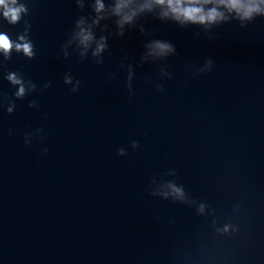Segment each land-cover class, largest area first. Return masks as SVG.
Returning <instances> with one entry per match:
<instances>
[{"label": "water", "instance_id": "obj_1", "mask_svg": "<svg viewBox=\"0 0 264 264\" xmlns=\"http://www.w3.org/2000/svg\"><path fill=\"white\" fill-rule=\"evenodd\" d=\"M6 2L26 11L0 5V264H264V0H200L204 23Z\"/></svg>", "mask_w": 264, "mask_h": 264}, {"label": "clouds", "instance_id": "obj_2", "mask_svg": "<svg viewBox=\"0 0 264 264\" xmlns=\"http://www.w3.org/2000/svg\"><path fill=\"white\" fill-rule=\"evenodd\" d=\"M130 0H118L114 12L116 14H121L123 12V9L127 8L129 5ZM204 3H209L211 0H203ZM220 3L226 4L227 7L230 9H236L237 11H240L242 8L244 10V14L250 15L253 11H259V8L254 5H248L244 6L241 4V0H219ZM12 5H15L16 0H11ZM155 3L164 5L167 3V7L169 11L174 14V16L177 19L183 18L185 21H192V22H211L215 21L217 18L220 17V13L217 12L216 8L213 7L207 12H205L204 8L202 6H197L200 4V0H155ZM0 5H3L5 7L4 16L8 19L10 23H16L20 19V14L23 11H26L25 7L23 5L13 7L10 6L6 0H0ZM144 7H150V5H142L141 10ZM104 8L103 3L101 0H96V11L100 12ZM136 9H132L129 13H124L122 15L121 23L131 21L132 17L136 14ZM168 13L165 12V15ZM84 23L83 20L78 22V25H82ZM95 23V21H94ZM78 36L80 38V42L87 46L88 42H90L93 37L90 30L85 29L83 27L80 28V31L78 33ZM21 40L24 39V37H20ZM103 39V38H102ZM13 44L8 38L7 35L0 33V50H3L4 53L7 55L10 50L12 49ZM104 47L103 43H98L96 48V53L98 54ZM151 47L156 50L159 54H164L171 50V46L166 43H161L159 41H156ZM15 48L17 51L23 50L24 54L31 57L32 56V47L31 44L28 42L25 43H18L15 45ZM8 79L11 80L14 84H20L19 91L16 93L17 96H22L24 94V86L21 83V81L16 77L14 73H10L8 76ZM45 152L48 151V149L44 150ZM173 190L178 193L182 194L181 189L175 188L173 186Z\"/></svg>", "mask_w": 264, "mask_h": 264}]
</instances>
